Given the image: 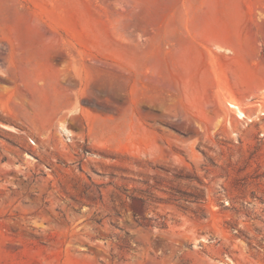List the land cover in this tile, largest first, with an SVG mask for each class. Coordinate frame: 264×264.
Wrapping results in <instances>:
<instances>
[{"label": "rangeland", "instance_id": "rangeland-1", "mask_svg": "<svg viewBox=\"0 0 264 264\" xmlns=\"http://www.w3.org/2000/svg\"><path fill=\"white\" fill-rule=\"evenodd\" d=\"M225 1L0 0V264H264V85L209 36Z\"/></svg>", "mask_w": 264, "mask_h": 264}, {"label": "crops", "instance_id": "crops-1", "mask_svg": "<svg viewBox=\"0 0 264 264\" xmlns=\"http://www.w3.org/2000/svg\"><path fill=\"white\" fill-rule=\"evenodd\" d=\"M196 3L193 2V5ZM263 3H259L261 5ZM225 7H233L234 14H226L225 30L214 31L210 37L214 42L225 46L227 49L220 48V54H232L228 61L234 62L236 70L249 69L251 72L243 79L235 78L234 85L237 89L245 87L248 91L264 85V59L261 58V49L257 45L246 46L242 42L249 27L244 20V1L226 0L221 4ZM247 55V56H246ZM239 73H236L238 75Z\"/></svg>", "mask_w": 264, "mask_h": 264}, {"label": "built area", "instance_id": "built-area-1", "mask_svg": "<svg viewBox=\"0 0 264 264\" xmlns=\"http://www.w3.org/2000/svg\"><path fill=\"white\" fill-rule=\"evenodd\" d=\"M254 102H255L258 106H261V104H262V100H261L260 97L256 98V99L254 100ZM231 107H232V104H231ZM258 112H259V117L262 118V120H260V121H261L260 135H261L262 137H264V122H263V120H264V109L261 108V109L258 110ZM242 116H244V113H243Z\"/></svg>", "mask_w": 264, "mask_h": 264}, {"label": "bare ground", "instance_id": "bare-ground-1", "mask_svg": "<svg viewBox=\"0 0 264 264\" xmlns=\"http://www.w3.org/2000/svg\"><path fill=\"white\" fill-rule=\"evenodd\" d=\"M232 107H237L236 105L232 104ZM239 115L242 116L243 113L241 111H238Z\"/></svg>", "mask_w": 264, "mask_h": 264}]
</instances>
